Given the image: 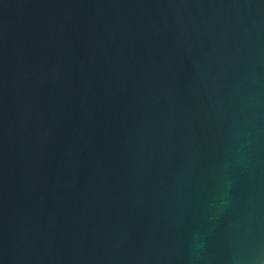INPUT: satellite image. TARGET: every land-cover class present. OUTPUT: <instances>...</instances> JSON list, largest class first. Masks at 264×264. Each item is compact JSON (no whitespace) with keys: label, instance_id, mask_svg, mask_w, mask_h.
<instances>
[{"label":"water","instance_id":"obj_1","mask_svg":"<svg viewBox=\"0 0 264 264\" xmlns=\"http://www.w3.org/2000/svg\"><path fill=\"white\" fill-rule=\"evenodd\" d=\"M0 264H264V0H0Z\"/></svg>","mask_w":264,"mask_h":264}]
</instances>
